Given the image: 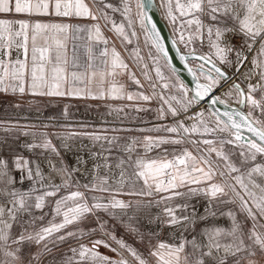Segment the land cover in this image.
I'll list each match as a JSON object with an SVG mask.
<instances>
[{
  "label": "rangeland",
  "instance_id": "1",
  "mask_svg": "<svg viewBox=\"0 0 264 264\" xmlns=\"http://www.w3.org/2000/svg\"><path fill=\"white\" fill-rule=\"evenodd\" d=\"M95 3L126 41L159 57L140 0ZM154 3L182 53L241 72L242 110L264 131V0ZM159 59V85L149 88L162 105L123 111L120 122L114 113L0 107V264H164L153 254L159 244L185 264H264V148L207 107L189 119L196 102L172 95L187 91L180 82L162 89L173 77ZM213 92L239 104L224 80ZM68 153L89 154L86 174Z\"/></svg>",
  "mask_w": 264,
  "mask_h": 264
},
{
  "label": "crops",
  "instance_id": "2",
  "mask_svg": "<svg viewBox=\"0 0 264 264\" xmlns=\"http://www.w3.org/2000/svg\"><path fill=\"white\" fill-rule=\"evenodd\" d=\"M107 16L95 0H0V107L114 113L120 122L125 113L162 105L149 88L159 85V58L173 77L162 80L167 83L162 89L170 93L180 82L187 91L172 95L193 99L161 52L148 58L137 41H126L119 32L121 22L110 25ZM188 67L212 91L224 80L197 61ZM97 107L103 112H93ZM155 252L164 264H185L177 248L159 244Z\"/></svg>",
  "mask_w": 264,
  "mask_h": 264
},
{
  "label": "water",
  "instance_id": "3",
  "mask_svg": "<svg viewBox=\"0 0 264 264\" xmlns=\"http://www.w3.org/2000/svg\"><path fill=\"white\" fill-rule=\"evenodd\" d=\"M140 2L147 24L154 37L156 36L160 43L159 45L157 39L155 38L156 44L162 56L164 57L171 70L176 74V76L188 87L191 93V97L195 101L206 103L209 110L227 127L243 134L244 136L264 148V131L261 130L255 123H253L247 117V115H245L247 121H234L232 119V116L235 113L225 108L216 100L214 92L195 77V75L187 66V62L197 61L199 63H202L213 72L221 76L223 79H227V74L223 71V69H221V67L201 54L194 52L182 53L175 45V42L171 38L167 28L162 22L157 12L154 0H140ZM178 55L183 59L185 64L182 63ZM233 86L238 89L240 96L238 106L243 109L245 104L244 91L239 86V84H233Z\"/></svg>",
  "mask_w": 264,
  "mask_h": 264
},
{
  "label": "bare ground",
  "instance_id": "4",
  "mask_svg": "<svg viewBox=\"0 0 264 264\" xmlns=\"http://www.w3.org/2000/svg\"><path fill=\"white\" fill-rule=\"evenodd\" d=\"M155 38L157 39V37L155 36ZM157 42L159 43L158 39H157ZM160 45V43H159ZM178 57L180 58V60L182 61V63L185 64V62L183 61V59L178 55ZM188 66V65H187ZM186 66V67H187ZM241 77V72L240 71H237V72H234V73H228L227 74V79H224L225 82H227L228 84L230 85H233V84H237L236 82L239 81V78ZM215 96V94H214ZM216 100L221 104L223 105L225 108L229 109L230 111L234 112L235 114L232 116V119L236 122H243V121H247V118L245 117V111L242 110L237 104L236 105H232L230 104L229 102H226L220 98H217L215 96ZM202 107H207V104L206 103H202ZM207 109L209 110V108L207 107ZM197 111L193 110L190 112V114H194L196 113ZM67 159H68V162L70 163V165L72 167H76L77 170H80L79 171V174H83L86 172V162L89 160V154H79V153H68L67 154ZM91 158L95 157V156H90ZM92 160V159H91ZM91 160H89L91 162ZM81 163H84L85 164V168H78V165L81 164ZM88 163V162H87ZM40 164L43 167L46 166L45 164V161H40ZM95 167V166H94ZM91 168V167H90ZM96 169V168H95ZM96 171V170H95ZM89 172V171H88ZM93 173H95L94 171H92ZM86 174V173H85ZM206 207V206H205ZM204 207V208H205ZM197 210V209H196ZM206 211V210H205ZM203 212V211H202ZM202 215V214H201ZM200 217V216H199ZM203 217V216H202ZM219 220V219H218ZM151 223V222H150ZM210 229H208L209 231ZM206 233H207V230H206ZM209 233V232H208ZM210 234V233H209ZM212 234V233H211ZM210 234V235H211ZM209 235V236H210ZM205 236V235H204ZM211 237V236H210ZM202 238V237H201ZM204 238V237H203ZM208 239V238H207ZM210 239V238H209ZM201 240H198V239H191L190 241V245L191 247H196V250H199L200 249V244L201 242H199ZM203 243V242H202ZM203 245V244H202ZM207 245V244H206ZM212 245V244H211ZM211 245H208V250H211V252L215 255V256H220L221 253H223V250H215L214 248L211 247ZM205 248V247H204ZM207 248V247H206Z\"/></svg>",
  "mask_w": 264,
  "mask_h": 264
},
{
  "label": "built area",
  "instance_id": "5",
  "mask_svg": "<svg viewBox=\"0 0 264 264\" xmlns=\"http://www.w3.org/2000/svg\"><path fill=\"white\" fill-rule=\"evenodd\" d=\"M195 102H196L195 106H194L193 109L190 110V111L188 112V114H187V117H189V119H193V116L196 115V114H198V112H197V113H194V114H190V112L193 111V110H195V109H197L198 107L202 106V102H198V101H195ZM200 110H201V109H200ZM200 110H199V111H200ZM208 111H210V110H208ZM208 111H206V112H208ZM210 112H211V111H210ZM213 115H214V114H213Z\"/></svg>",
  "mask_w": 264,
  "mask_h": 264
}]
</instances>
